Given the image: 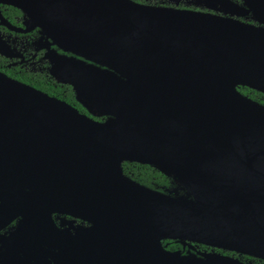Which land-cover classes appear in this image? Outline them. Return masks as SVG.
Masks as SVG:
<instances>
[{
    "label": "water",
    "instance_id": "water-1",
    "mask_svg": "<svg viewBox=\"0 0 264 264\" xmlns=\"http://www.w3.org/2000/svg\"><path fill=\"white\" fill-rule=\"evenodd\" d=\"M201 1L202 9L220 15L129 0H0L27 12L30 28L40 27L67 45L64 51L90 62L74 69L76 75L71 69L52 71L72 85L90 116L0 73V148L38 156L11 170L25 191L0 196L15 201V214L55 241L52 264H151L160 254L168 264L183 263L161 250V239L264 259V245L219 237L224 235L193 227L183 217L166 231L142 191L149 189L122 173V163L147 165L189 193L172 196L210 205L202 192L264 210V104L238 91L264 96V0ZM136 114L187 127L213 151L126 123ZM42 174H50L43 192L56 199L38 196L28 183ZM221 212L230 231L245 226L264 234V216ZM52 213L90 223L104 247L82 239L78 228L64 235L50 220ZM98 215L108 218V229L90 221Z\"/></svg>",
    "mask_w": 264,
    "mask_h": 264
},
{
    "label": "flooded vegetation",
    "instance_id": "flooded-vegetation-1",
    "mask_svg": "<svg viewBox=\"0 0 264 264\" xmlns=\"http://www.w3.org/2000/svg\"><path fill=\"white\" fill-rule=\"evenodd\" d=\"M129 1L153 8L215 13L211 10L202 9L201 0ZM230 1L240 2L239 0ZM36 7H34L35 10ZM215 14L220 15V13ZM244 21L250 23L249 20ZM31 24L27 12L0 3V73L13 81L65 102L80 114L90 116L88 110L76 100L72 85L56 80L52 74L55 68L53 61L56 58L66 60H60L58 70L71 69L70 74L72 75L77 74L74 69L84 67L90 62L69 51H64L63 48H68L67 45L58 39L54 40L51 36H46L45 32L38 26L30 28ZM246 92L241 94L252 101L264 104L260 102L262 98L256 95L257 92L249 89H246ZM252 94L256 96L252 97ZM95 120L102 121L101 118ZM158 173L161 177L150 173L149 186L135 182L124 173L123 175L153 192L172 196L166 191V188L170 187L171 179L160 172ZM12 202L15 201H10L6 196L2 198L0 196V264H52L51 258L54 254L55 241L46 240L27 223V219L23 215L15 214L11 205ZM49 218L54 227L63 232L64 235H74V228H78L77 233L81 232L82 239L90 244V223L59 213H52ZM159 245L162 251L172 254L175 260H183L184 262L181 264H206L209 259L212 260L210 261L211 264H264V259L259 257L186 240L161 239ZM151 264H168V262L165 256L160 254L158 258L152 256Z\"/></svg>",
    "mask_w": 264,
    "mask_h": 264
},
{
    "label": "bare ground",
    "instance_id": "bare-ground-1",
    "mask_svg": "<svg viewBox=\"0 0 264 264\" xmlns=\"http://www.w3.org/2000/svg\"><path fill=\"white\" fill-rule=\"evenodd\" d=\"M51 37L54 40H57V38L53 36ZM53 62L55 63L54 70L58 71L60 67V59L56 58ZM101 62L105 63V61ZM108 65L114 67L110 63ZM126 123L153 133L165 135L177 143H181L196 150L213 151L211 144L204 137L187 127L173 122L171 123L170 121L136 114L127 118ZM19 151L21 150L16 148H0V191L16 196L19 195L16 193L25 190L23 187L16 185L11 175V170L37 161L36 158L31 157L36 155L29 154V152L22 153ZM49 178L50 174H42L29 179L28 183L36 188L38 196L46 197L48 199H56L55 197L49 196L43 192L45 190L44 188L48 185V183H50ZM76 180L77 177L72 175L71 181L77 183ZM142 191L149 199L150 203H152L158 211L163 223V228L168 232L176 229L177 226L175 218L183 217L189 221L193 227L208 229L216 234L224 235L219 237L264 245V234L249 233L250 231L245 229V226L238 228L235 231H230L221 216V211L224 210L229 213L235 211H245L247 214L264 216V210L260 207H253L244 203H239L232 199H224L222 197L202 192H200V194L211 201L210 205H204L199 201L190 202L188 199H184L183 197L164 196L144 188ZM183 211L185 212V215H182ZM92 218L93 220L90 221L96 223L97 227L101 229L109 228V220L104 215H98V217L94 216ZM258 238L263 240L258 242ZM90 244L100 248L104 247L101 237L95 231L91 233ZM211 263L212 262L210 261L206 262V264Z\"/></svg>",
    "mask_w": 264,
    "mask_h": 264
},
{
    "label": "trees",
    "instance_id": "trees-1",
    "mask_svg": "<svg viewBox=\"0 0 264 264\" xmlns=\"http://www.w3.org/2000/svg\"><path fill=\"white\" fill-rule=\"evenodd\" d=\"M238 91L240 93H247L245 88H238ZM256 95L259 98L261 97L262 99L260 100V102L264 103V97L257 93ZM122 171L125 175L130 176L135 182L145 186H149L148 181H149L150 173L161 177L158 171L154 170L150 166H145V165L141 166L134 163H123Z\"/></svg>",
    "mask_w": 264,
    "mask_h": 264
},
{
    "label": "rangeland",
    "instance_id": "rangeland-1",
    "mask_svg": "<svg viewBox=\"0 0 264 264\" xmlns=\"http://www.w3.org/2000/svg\"><path fill=\"white\" fill-rule=\"evenodd\" d=\"M252 96H256L253 95ZM260 104V103H259ZM166 191L168 193H174V194H178V195H185V194H189L183 187H181L180 185H177L175 182H173L172 180H170V187L166 188Z\"/></svg>",
    "mask_w": 264,
    "mask_h": 264
}]
</instances>
